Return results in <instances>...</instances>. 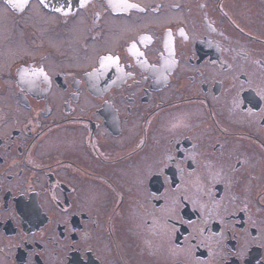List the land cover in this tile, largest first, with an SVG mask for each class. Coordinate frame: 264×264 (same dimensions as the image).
I'll return each instance as SVG.
<instances>
[{"label":"flooded vegetation","instance_id":"1","mask_svg":"<svg viewBox=\"0 0 264 264\" xmlns=\"http://www.w3.org/2000/svg\"><path fill=\"white\" fill-rule=\"evenodd\" d=\"M0 0V264H264V0Z\"/></svg>","mask_w":264,"mask_h":264},{"label":"water","instance_id":"2","mask_svg":"<svg viewBox=\"0 0 264 264\" xmlns=\"http://www.w3.org/2000/svg\"><path fill=\"white\" fill-rule=\"evenodd\" d=\"M87 2H88V0H75L74 7L75 8L82 7V6L86 5Z\"/></svg>","mask_w":264,"mask_h":264},{"label":"snow or ice","instance_id":"3","mask_svg":"<svg viewBox=\"0 0 264 264\" xmlns=\"http://www.w3.org/2000/svg\"><path fill=\"white\" fill-rule=\"evenodd\" d=\"M27 2V0H23V3H26Z\"/></svg>","mask_w":264,"mask_h":264}]
</instances>
